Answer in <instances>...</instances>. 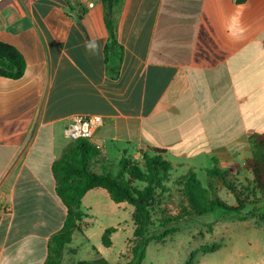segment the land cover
<instances>
[{
  "label": "crops",
  "instance_id": "1",
  "mask_svg": "<svg viewBox=\"0 0 264 264\" xmlns=\"http://www.w3.org/2000/svg\"><path fill=\"white\" fill-rule=\"evenodd\" d=\"M115 10L124 59L112 79L103 0L78 15L66 0L0 9V41L26 60L20 79L0 76V264H45L67 218L52 167L75 115L103 119L91 140L98 172L161 149L179 174H249L250 137L264 134V0H117ZM101 190L82 200L86 235L97 212L84 202Z\"/></svg>",
  "mask_w": 264,
  "mask_h": 264
},
{
  "label": "trees",
  "instance_id": "2",
  "mask_svg": "<svg viewBox=\"0 0 264 264\" xmlns=\"http://www.w3.org/2000/svg\"><path fill=\"white\" fill-rule=\"evenodd\" d=\"M69 8L74 10L70 0H66ZM106 8V24L109 39L105 47V62L107 73L112 78L118 77L124 59V47L118 41L117 31V0L114 1L113 13L110 15L107 0H103ZM26 70V60L22 53L10 44L0 41V76L20 79ZM252 157L244 169L252 173L251 184L253 191L247 194L237 187L233 174L217 166L207 170L211 181L218 178L229 191L233 193L237 204L229 205L202 186L197 173L189 171L183 176L185 195L188 201L184 207L185 213L179 217H164L161 221L162 231L158 234L151 232L153 225L152 208L160 203V196L166 191L173 164L167 153L161 149H153L143 155L140 161L123 158L117 174L111 170L98 172L93 168L94 163L101 157L99 148L87 139L72 141L63 151L52 167L56 180V192L68 213L63 228L52 236L48 257L45 264H62L65 249L71 244L73 235L82 231L81 225L88 217L82 210V200L93 189H104L116 204L128 203L133 206L132 219L135 225L133 258L128 264H143L146 259L147 247L151 242L162 241L178 232L184 215L200 217L224 211L225 218L246 221L248 218L259 216L261 205L264 209V134L250 137ZM142 186V187H141ZM251 207L250 210H247ZM165 213V212H163ZM264 220V212L262 214ZM117 231L111 227L102 236L103 245L110 248L113 245L112 235ZM78 264H111L105 258L81 261Z\"/></svg>",
  "mask_w": 264,
  "mask_h": 264
},
{
  "label": "rangeland",
  "instance_id": "3",
  "mask_svg": "<svg viewBox=\"0 0 264 264\" xmlns=\"http://www.w3.org/2000/svg\"><path fill=\"white\" fill-rule=\"evenodd\" d=\"M80 12L79 9V13L75 14ZM251 157L252 150L249 158ZM207 168L201 165L197 169V178L202 186L229 205L235 206L237 202L233 193L218 178L210 181ZM117 172L118 168L111 171L114 175ZM184 175L172 170L165 182L166 192L160 196V203L152 208V233L158 234L163 230L160 223L164 217H179L185 213L184 207H187L188 201L184 189ZM233 175L232 182L245 194L253 191L251 172L242 178L238 174ZM99 193L104 194L97 195V201L87 198L83 207L88 213L89 207L97 212L96 223L88 230L87 235L75 232L70 245L72 250L66 253L62 264H78L99 256L111 264H128L132 260L134 235L131 229H135L132 219L134 208L128 203L121 206L112 202L104 190ZM258 208L259 216L243 222L225 218L222 210L200 217L184 215L177 233L148 245L143 264H264V209L261 205ZM250 209L251 207L247 210ZM111 227H120L121 230L113 237V246L106 248L102 243V236L104 230Z\"/></svg>",
  "mask_w": 264,
  "mask_h": 264
},
{
  "label": "built area",
  "instance_id": "4",
  "mask_svg": "<svg viewBox=\"0 0 264 264\" xmlns=\"http://www.w3.org/2000/svg\"><path fill=\"white\" fill-rule=\"evenodd\" d=\"M9 0H0V9ZM72 5L78 10L88 11L94 9L101 0H70ZM103 119L99 115H75L71 124L66 128V137L71 141L78 139H87L91 141L96 134L97 129L102 125Z\"/></svg>",
  "mask_w": 264,
  "mask_h": 264
},
{
  "label": "water",
  "instance_id": "5",
  "mask_svg": "<svg viewBox=\"0 0 264 264\" xmlns=\"http://www.w3.org/2000/svg\"><path fill=\"white\" fill-rule=\"evenodd\" d=\"M114 1L115 0H107V6H108V11L110 15L113 13Z\"/></svg>",
  "mask_w": 264,
  "mask_h": 264
},
{
  "label": "clouds",
  "instance_id": "6",
  "mask_svg": "<svg viewBox=\"0 0 264 264\" xmlns=\"http://www.w3.org/2000/svg\"><path fill=\"white\" fill-rule=\"evenodd\" d=\"M241 31H243V29H241ZM86 50H96L98 48V45H96L95 43H88L85 45Z\"/></svg>",
  "mask_w": 264,
  "mask_h": 264
}]
</instances>
